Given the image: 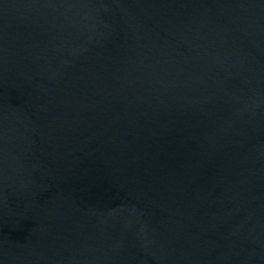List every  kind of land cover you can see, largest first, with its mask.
Masks as SVG:
<instances>
[{
    "label": "water",
    "instance_id": "95a60500",
    "mask_svg": "<svg viewBox=\"0 0 264 264\" xmlns=\"http://www.w3.org/2000/svg\"><path fill=\"white\" fill-rule=\"evenodd\" d=\"M0 264H264V0H0Z\"/></svg>",
    "mask_w": 264,
    "mask_h": 264
}]
</instances>
